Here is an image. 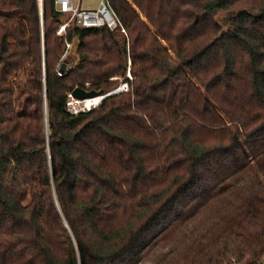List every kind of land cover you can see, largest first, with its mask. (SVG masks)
<instances>
[{"label": "trees", "instance_id": "1", "mask_svg": "<svg viewBox=\"0 0 264 264\" xmlns=\"http://www.w3.org/2000/svg\"><path fill=\"white\" fill-rule=\"evenodd\" d=\"M109 2L0 0V264H264V0Z\"/></svg>", "mask_w": 264, "mask_h": 264}, {"label": "built area", "instance_id": "2", "mask_svg": "<svg viewBox=\"0 0 264 264\" xmlns=\"http://www.w3.org/2000/svg\"><path fill=\"white\" fill-rule=\"evenodd\" d=\"M41 2H43V0H41ZM56 3L59 10L69 13L72 19L77 18V21L83 26L93 27V26L107 25L110 27H115L118 24L116 15L112 10L109 0H102L99 7L92 9L81 8L80 5L75 0H56ZM68 24L69 21L61 24L58 30L60 34L65 31V28ZM66 47H67V51L73 49V43L67 42ZM128 87L129 84L126 81L122 85H119L118 87L112 89L111 92H117L123 90L126 91ZM111 92L98 95L101 96V99L95 102V104H89L88 99H85V101H83V104H81V101L79 99L73 101L69 99L68 101L69 109L75 113H78L80 110L91 109L92 107L98 105ZM69 95L73 96L72 93H70ZM212 264H216V263H212ZM226 264H241V262L233 257L232 259L228 260Z\"/></svg>", "mask_w": 264, "mask_h": 264}, {"label": "rangeland", "instance_id": "3", "mask_svg": "<svg viewBox=\"0 0 264 264\" xmlns=\"http://www.w3.org/2000/svg\"><path fill=\"white\" fill-rule=\"evenodd\" d=\"M77 3L79 2V3H81L82 2V6H84V7H93V8H97V7H99V5L101 4V1L102 0H75ZM40 4H41V6L43 5V2H41V0H40ZM227 16V14H226V12H221V14L219 15V18L221 19V17H223L224 19H225V17ZM74 46H75V43H74ZM73 46V52H75V47ZM120 80H121V82H120V84L119 85H122L124 82H125V79L124 78H120ZM118 85V86H119ZM117 86V87H118ZM129 88V87H128ZM89 98V97H88ZM70 99L73 101V100H77L78 98H76L75 96H70ZM85 99H87V98H79V100L81 101V104H83V101H85ZM78 100V101H79ZM168 248L169 247H163V249L164 250H168ZM162 249V250H163ZM160 250V248H157L156 250H155V253L157 252V251H159ZM150 255H148V257H149ZM153 256H152V258H151V261H153ZM148 262H150L148 259H147V261L145 262V263H148Z\"/></svg>", "mask_w": 264, "mask_h": 264}, {"label": "water", "instance_id": "4", "mask_svg": "<svg viewBox=\"0 0 264 264\" xmlns=\"http://www.w3.org/2000/svg\"><path fill=\"white\" fill-rule=\"evenodd\" d=\"M43 7V6H42ZM78 45H79V41H77L75 43V52L77 51L78 49ZM66 67V63L63 62L62 66H61V71H63ZM113 93V92H111ZM111 93L109 95H111ZM101 93L99 92H96L95 90L94 91H87L85 90L84 88L82 87H78L76 88L73 92H72V95L75 96L76 98H88V97H94L95 95H100Z\"/></svg>", "mask_w": 264, "mask_h": 264}, {"label": "bare ground", "instance_id": "5", "mask_svg": "<svg viewBox=\"0 0 264 264\" xmlns=\"http://www.w3.org/2000/svg\"><path fill=\"white\" fill-rule=\"evenodd\" d=\"M87 99L89 101V104H95V102L101 99V96L95 95L94 97H89Z\"/></svg>", "mask_w": 264, "mask_h": 264}, {"label": "crops", "instance_id": "6", "mask_svg": "<svg viewBox=\"0 0 264 264\" xmlns=\"http://www.w3.org/2000/svg\"><path fill=\"white\" fill-rule=\"evenodd\" d=\"M78 4L80 5L81 8H86V9H92L93 8V7H84V6H82V2L81 3L78 2Z\"/></svg>", "mask_w": 264, "mask_h": 264}]
</instances>
